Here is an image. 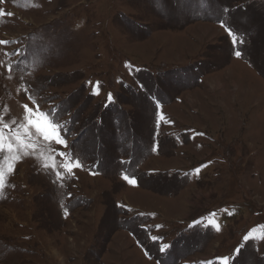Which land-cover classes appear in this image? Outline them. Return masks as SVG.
Here are the masks:
<instances>
[{
	"label": "rangeland",
	"instance_id": "1",
	"mask_svg": "<svg viewBox=\"0 0 264 264\" xmlns=\"http://www.w3.org/2000/svg\"><path fill=\"white\" fill-rule=\"evenodd\" d=\"M0 40V116L67 141L0 153V264H264V0H0Z\"/></svg>",
	"mask_w": 264,
	"mask_h": 264
},
{
	"label": "snow or ice",
	"instance_id": "2",
	"mask_svg": "<svg viewBox=\"0 0 264 264\" xmlns=\"http://www.w3.org/2000/svg\"><path fill=\"white\" fill-rule=\"evenodd\" d=\"M11 15V13H9ZM221 25L225 26V22L221 21ZM226 30L228 31L229 36L232 38V43L235 45L238 42L244 43L243 40H238L237 36L233 33L232 27H227ZM8 41L0 40V44H6ZM235 56L241 57V51H235ZM8 70L11 71V65L8 66ZM143 88V85H141ZM109 99H111V94H109ZM24 108V123H18L17 121L13 120L11 123L4 122V117L0 116V153H7L4 156V161L7 162V173L10 175L12 174L15 166V162L21 159L20 152H23L24 155H28L29 152L26 151L27 149H34L35 148V141L33 139V134L30 129L35 128L37 134L42 136L43 140L45 141V145L41 146L45 151L51 154L54 150L50 147L51 144H63L67 147V141L63 139L58 133L55 132V129L60 128L59 124L51 125L53 128V134H49L48 132L42 131L39 126L35 125L32 121V113L33 109L29 108L27 104L23 105ZM41 116L47 117L49 119H54L51 116V110L48 113H41ZM163 119V116L160 117ZM15 125V127H13ZM23 129V131H21ZM59 156L67 157V161L60 165V168L67 172L68 174H72L74 167H82L81 162L77 159L73 162L71 156L67 152H59ZM44 168H55L56 165H49L44 163L42 165ZM199 172V169L195 170ZM56 175L58 178H63V172L57 171ZM127 182L135 184L136 179L135 176L129 177L128 175H124L123 177ZM5 188V171L3 165H0V192L3 191ZM193 223H198L197 221H193ZM264 239V236L260 237ZM153 239H159V237H153ZM244 239H249L248 236H245ZM169 247L167 243L160 246V250L164 251ZM237 253H239L240 249H236ZM223 261V264H228L229 257H221L218 258ZM205 264H212L211 261H206Z\"/></svg>",
	"mask_w": 264,
	"mask_h": 264
},
{
	"label": "crops",
	"instance_id": "3",
	"mask_svg": "<svg viewBox=\"0 0 264 264\" xmlns=\"http://www.w3.org/2000/svg\"><path fill=\"white\" fill-rule=\"evenodd\" d=\"M184 132L186 131V130H183ZM207 215V214H206Z\"/></svg>",
	"mask_w": 264,
	"mask_h": 264
}]
</instances>
